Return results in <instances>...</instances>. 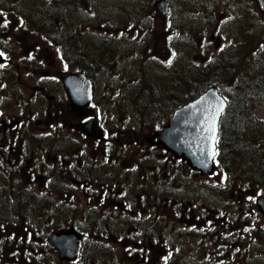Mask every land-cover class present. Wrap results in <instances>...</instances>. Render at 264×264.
Here are the masks:
<instances>
[{
	"label": "rangeland",
	"instance_id": "rangeland-1",
	"mask_svg": "<svg viewBox=\"0 0 264 264\" xmlns=\"http://www.w3.org/2000/svg\"><path fill=\"white\" fill-rule=\"evenodd\" d=\"M66 1L71 5L67 10L52 9L49 6L50 0L30 2L28 42H35L37 49L43 50L42 53L47 51L52 55L56 52V47L50 44L52 39L55 44L65 40L71 48H76L69 53L71 64L75 57L80 70L84 69L94 78L97 99L104 100L106 104L102 109L103 116L111 124H125L122 131L127 129L138 134L132 135V132V137L121 135L118 147L130 148V152L124 154L125 157L132 155L134 149L129 147L132 145L128 142L135 139L141 142L140 146L149 144L148 140L166 126L173 113L185 103V99L192 98L195 87L182 86L185 84L187 67L191 63L204 69L208 61L219 58L220 54L225 57L231 54L232 45L235 44L239 47L234 55L236 68L212 77L206 87H215L222 96H227L249 73L260 76L264 84V0H166L167 13L164 17L156 10L159 0ZM48 13L52 14L51 19H48ZM151 90L155 91L152 99L151 96L144 95ZM243 116L247 119L248 128L241 143H246L251 138L252 141L248 142L257 147L256 154L252 156L254 161H264V146H260V143L264 145V94L254 96ZM147 157L152 159L154 155H146L144 159ZM249 159H243V163L234 162L228 174L219 167H215L214 175L201 176L198 173L196 180L190 178L192 182L188 179L181 181L185 170L174 173L176 177L173 179L169 177L171 169L168 164L164 170L161 168V172L167 171L169 175L162 172L164 176L157 180L160 186L176 181L177 188L179 180L182 184L186 182L188 188L186 191L183 184L182 196L171 198L167 195L161 197V201H166V205L173 207L174 202L181 201L184 204L179 205L178 209H185L187 202L196 201L200 208L211 212L220 208L216 203L219 202L224 207V214L228 215L232 227L230 230L226 228L224 242L227 248L224 259L220 260L217 247L209 236L201 238L203 235H186L191 231L201 232L199 228H190L179 222L181 213L177 214L175 220L169 218L168 215L174 214L168 207L164 211L165 205L162 204V239L172 240V243L182 249L179 254L173 252L172 264H264V218L255 205L258 191L250 183L244 168ZM163 165L165 166L164 163ZM149 167L150 165L145 168L146 171ZM117 169L121 171V166ZM202 187L208 192L207 201L203 203L199 202L198 197ZM34 190L36 195L48 196L47 192L40 193L38 186H34ZM171 192L172 190L168 191ZM239 194L243 197L242 200H239ZM231 195H234L233 199L230 198ZM184 196L190 197L185 200ZM60 197H65V194ZM80 201L83 202L81 199ZM38 205L40 207L43 204ZM37 212L40 211H33L30 218L36 217ZM59 212L63 213L61 209ZM103 214L96 212L97 217ZM78 220L74 216L71 221L69 218H62L57 222L59 224L63 221L75 226ZM250 221L254 225L249 224ZM85 223V228L82 225L76 226L85 239L79 264L82 259L86 264H136L138 259L133 254L128 257V246L123 245L125 242L138 245L139 242L133 241L137 239L135 235L115 232L110 228L109 221L106 223L103 218L94 220L92 224L88 221ZM244 224H248L249 229L243 227ZM38 227L42 228L36 219L10 225L7 234L0 237V264H27V260L28 264H70L59 262L57 254L51 249L47 250L44 243H40L39 239L43 234H37ZM25 228L27 230L20 231ZM239 231H242L241 235ZM26 233L35 234L33 244L38 252L33 260L26 259L29 253V238L26 241ZM7 237L11 238L8 245L2 243ZM98 245L106 250H98L101 249ZM44 248L45 250L40 251ZM151 249L153 250L147 253L148 259L143 264H161L159 259L165 256L166 250L158 245L157 251L160 253L157 257L155 248Z\"/></svg>",
	"mask_w": 264,
	"mask_h": 264
},
{
	"label": "flooded vegetation",
	"instance_id": "flooded-vegetation-1",
	"mask_svg": "<svg viewBox=\"0 0 264 264\" xmlns=\"http://www.w3.org/2000/svg\"><path fill=\"white\" fill-rule=\"evenodd\" d=\"M6 1L0 0V53H3L0 55V237L7 234L10 225L36 219L42 226L37 231V234H43L39 241L50 250V236L74 229L84 243L83 233L76 226L85 228L86 221L92 224L94 220L103 218L106 223L109 221L110 228L115 232L137 237L133 241L139 242L138 245L123 243L128 246V257L133 254L138 259L136 264L146 262L147 253L153 250L151 248L157 251L158 245L166 250L165 256L159 259L161 264H172L173 252L179 254L182 249L172 240L162 239L163 204L164 211L168 207L174 214L168 215L169 218L175 220L177 214L181 213L179 222L190 228H199L201 232L191 231L186 235L209 236L217 247L218 257L223 260L227 248L224 242L226 228L230 230L232 227L219 202L216 203L220 208L211 212L200 208L196 201L187 202L185 209H178L179 205L184 204L181 201L174 202L175 207L161 201V197L167 195L171 198L179 195V198L184 192L182 185H187L178 180L177 188L176 181L160 186L157 180L164 176L162 172L169 175L167 171L161 172L166 164L170 166L169 177L173 179L177 171H186L182 174V182L185 179L192 182L190 178L196 180L198 173L192 172L186 164L159 146L146 144L143 147L135 139L128 142L132 145L129 147H134L132 155L125 157L130 148L118 147L121 135L132 137L138 134L127 129L122 131L125 124H111L103 116L102 109L106 104L104 100L97 99L94 78L84 69L80 70L75 57L71 64L69 53L76 48H71L69 43L62 40L58 44L49 42L56 47L54 55L47 51L42 53L43 50L37 49L35 42H28V5L32 0H11L8 4ZM5 22L7 24L3 26ZM43 64L45 67H42ZM73 74L84 75L91 84L90 102L82 109L72 107L62 84L64 76ZM77 101L82 103L84 98ZM99 131L102 135H95ZM150 154L154 158L147 157L145 160L146 155ZM148 165L150 167L146 171ZM119 166L121 171L117 169ZM34 186L39 187L40 193L47 192L48 196L36 195ZM169 190L172 192L168 193ZM63 193L65 197H60ZM78 195H81L79 198L83 202ZM207 196V190L202 187L199 202H206ZM189 197L184 196V199ZM230 198L233 199L234 195ZM238 198L242 200L243 197L239 194ZM70 200L73 205L66 204ZM47 202L49 205L45 206ZM38 204L43 205L38 207ZM37 209L40 211L38 215L30 218ZM96 212L104 214L97 217ZM74 216L79 219L75 226L57 222L62 218L71 221ZM80 219L85 222L82 223ZM234 224L236 226V222ZM249 224L254 225L252 221ZM247 226L244 224L243 227L249 229ZM241 233L239 231V235ZM34 235H25L32 247H36L33 244ZM10 241L11 238L7 237L2 243L8 245ZM43 250L45 248L40 251ZM159 253L157 251V257Z\"/></svg>",
	"mask_w": 264,
	"mask_h": 264
},
{
	"label": "water",
	"instance_id": "water-1",
	"mask_svg": "<svg viewBox=\"0 0 264 264\" xmlns=\"http://www.w3.org/2000/svg\"><path fill=\"white\" fill-rule=\"evenodd\" d=\"M156 10L164 17L167 13L166 0H159L156 3ZM62 84L72 107L76 106L78 109H82L90 102L91 84L84 75H66L62 79ZM81 97L84 98V101L78 103L77 99ZM221 101L224 112L227 106L226 101L219 95L215 87L207 89L196 99L176 110L166 126L155 132L148 143L152 146H159L176 160H181L193 172L199 173L201 176L212 175L215 170L214 159L209 158L206 154L208 141L203 139L206 134L202 131L201 120L205 109L209 106L214 108ZM95 135H102V132L99 131ZM201 149H204V155L201 154ZM256 207L260 215L264 217V198H257ZM80 241L81 237L73 230L60 232L48 238L51 250L56 252L60 261L65 262H74L78 259Z\"/></svg>",
	"mask_w": 264,
	"mask_h": 264
},
{
	"label": "trees",
	"instance_id": "trees-1",
	"mask_svg": "<svg viewBox=\"0 0 264 264\" xmlns=\"http://www.w3.org/2000/svg\"><path fill=\"white\" fill-rule=\"evenodd\" d=\"M50 2L49 6H51L52 9L62 8L67 10L71 6L70 2H67L66 0H50ZM47 17L48 19H51L52 14L48 13ZM52 42L54 41L52 40ZM231 51L232 53L227 57H225L224 54H220L219 58H214L213 60L208 61V64L204 66V69L199 68V66H195L193 63L187 67V74L184 79L185 84L182 83V86L185 88L187 87L186 85H192L195 87V91L193 90L194 94L192 98L185 99V103L183 105L192 101L199 94L209 88L206 87V85L212 77L236 68L234 55L239 51V47H236V45L233 44ZM253 67L255 68V66ZM202 89L204 90L200 92ZM154 93L155 91L151 90L149 93L144 95L151 96L152 99ZM261 93L264 94V84L262 78L258 75H251V73H249L242 78L230 94H227V107L218 124V155L216 157V161L219 169L228 174L230 172V167L234 166V162L239 161L240 163H243V159L249 157L250 159L246 163V166L244 165V168L247 171V178L250 180V183L254 185V188L258 191L259 195L264 198V161L261 159L254 161L252 156L256 154L257 147L248 142L252 141L251 138L248 139L246 143H241V140L245 139L243 134L248 128L247 119L244 118L243 115L247 109H249L250 104L254 100V96ZM260 146L264 145L260 143ZM44 204L45 206H48L49 202ZM49 214L54 215V213ZM30 242L31 241L28 242L29 253L28 258L26 259L33 260L34 255L37 254L38 250L37 247H32ZM26 263L28 264V260ZM76 264H79V261ZM81 264H86L85 260H82ZM87 264L93 263L87 262Z\"/></svg>",
	"mask_w": 264,
	"mask_h": 264
},
{
	"label": "snow or ice",
	"instance_id": "snow-or-ice-1",
	"mask_svg": "<svg viewBox=\"0 0 264 264\" xmlns=\"http://www.w3.org/2000/svg\"><path fill=\"white\" fill-rule=\"evenodd\" d=\"M6 24L7 22H5L3 26H6ZM0 55H3V53H0ZM173 56H175V53H173ZM170 63L171 60L169 61V64ZM222 112L223 102L221 101L214 108L212 106H209L207 109H205V114L203 116V119L201 120L202 131L206 134L203 139L208 141V150L206 154L211 159H214L218 155V152L216 150V145L218 143L217 125ZM201 154H205L204 149H201Z\"/></svg>",
	"mask_w": 264,
	"mask_h": 264
}]
</instances>
